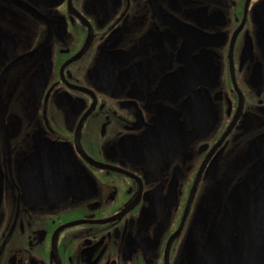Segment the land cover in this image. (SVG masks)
Here are the masks:
<instances>
[{
  "label": "flooded vegetation",
  "instance_id": "obj_1",
  "mask_svg": "<svg viewBox=\"0 0 264 264\" xmlns=\"http://www.w3.org/2000/svg\"><path fill=\"white\" fill-rule=\"evenodd\" d=\"M241 197L264 0H0V264H205Z\"/></svg>",
  "mask_w": 264,
  "mask_h": 264
},
{
  "label": "water",
  "instance_id": "obj_2",
  "mask_svg": "<svg viewBox=\"0 0 264 264\" xmlns=\"http://www.w3.org/2000/svg\"><path fill=\"white\" fill-rule=\"evenodd\" d=\"M242 200L243 197L235 199L222 218L208 245L207 254L211 261H207V264H261L259 251L264 240V218L259 216V208L240 205ZM240 211L244 216L238 223L237 236L227 259Z\"/></svg>",
  "mask_w": 264,
  "mask_h": 264
}]
</instances>
